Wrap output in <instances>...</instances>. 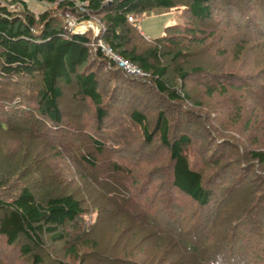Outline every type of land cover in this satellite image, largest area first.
Listing matches in <instances>:
<instances>
[{"label":"rangeland","instance_id":"1","mask_svg":"<svg viewBox=\"0 0 264 264\" xmlns=\"http://www.w3.org/2000/svg\"><path fill=\"white\" fill-rule=\"evenodd\" d=\"M248 1L251 0H232V3L247 6ZM22 2L35 16L48 13L58 17L70 33L87 35L94 40L103 34L100 16L84 20L78 14L59 12L57 2ZM184 4L177 1L174 9L130 15L128 18L133 22L128 23L136 26V31L146 41L156 39L164 35L165 28L188 23ZM16 5L13 3L9 7L17 9ZM78 12L84 10L79 6ZM253 19L256 20V16ZM213 21L202 26L206 30L203 39L182 40L181 57L174 61L171 58L178 49L173 53L165 52L163 65L171 82L177 81L176 68L185 73L195 69L201 71L190 75L185 82L190 98L187 103H165L151 89L142 86L146 83L144 75L129 76L117 65L127 76L137 78L141 86L128 85V88L122 82L123 87L119 88L121 93L130 92L129 102L108 109L113 113L116 126L105 127L101 132L96 123L95 106L86 99L75 98V85L62 89L59 100L63 117L61 134L53 132L51 127L45 128L47 121L42 123L41 119L33 120L34 126H38L33 131L27 127L30 126L28 121L18 128L10 127L8 120L16 121L18 117H15L16 112L9 113V107L0 99V172L16 174V186L26 184L38 199L64 189L81 200L87 229L83 242L97 247L96 251L82 249L91 256L87 264H202L181 254L175 236L181 231H186L189 241L203 242L202 249H219L214 255H220L230 264L235 263L217 248L225 243L224 240L229 247V241L235 240L233 249L248 247L252 240L256 243L254 233L249 240L244 235L252 229L249 224L255 226L240 220V215L246 201H254L256 197L249 200L248 194L264 188V165L248 160L250 152L264 151V39L251 34L246 46H240L242 50L239 51L236 47L244 34V25L235 30L218 26ZM261 26L264 30V22ZM99 43L105 46L101 41L92 46H99ZM28 89L22 93L30 102L31 87ZM105 92L102 100L108 97ZM4 94L7 101L19 99L10 91ZM26 102L21 104L24 108L29 106ZM134 110L143 111L151 123L162 113L171 134L189 139L188 159L203 173L207 189L213 193L212 202L201 219L193 215L192 200L172 186L168 152L161 147L158 133H153L152 141L146 143L139 127L130 122L129 115ZM93 139L104 141L102 152L89 149ZM85 155L92 158L94 166L83 163ZM111 201H131L135 204L134 214L122 206L120 209L118 204L112 205ZM146 208L153 213L150 215L155 220L154 226L161 225L160 230L154 231L143 223ZM235 228L238 230L235 234L241 231L243 234L228 240ZM45 243V256H49L45 264L72 262L66 256L69 245L51 244L48 240ZM41 255L44 258V254ZM32 263L30 258L21 259L18 249L8 248L0 241V264Z\"/></svg>","mask_w":264,"mask_h":264},{"label":"trees","instance_id":"2","mask_svg":"<svg viewBox=\"0 0 264 264\" xmlns=\"http://www.w3.org/2000/svg\"><path fill=\"white\" fill-rule=\"evenodd\" d=\"M38 1L57 2L59 12L78 14L84 20H87L89 16H100L103 34L94 40L87 35L70 33L59 22L58 17H52L48 13L35 16L22 1L15 0L5 4L0 0V88L10 91L15 98H19L16 99L17 101L13 99L7 101L5 91L0 90L1 102L9 107V113L16 112L15 117H18L14 121V119L8 120V116L5 115V120L6 122L8 120L7 124L10 127L17 128L20 124L26 125L28 121L30 126L27 127L32 131L38 128L33 122L41 119L42 123L44 120L47 121L45 128L48 126L47 129L51 127L53 132L62 133L63 117L59 100L62 97V89L72 85H75L77 90L75 98L86 99L95 106L99 132L105 127L116 126L113 121L115 118L113 113L109 112V108L129 102L127 100L130 92L121 93L122 89L119 88L123 87L122 82L124 86L125 84L127 86L141 85L137 78L129 77L119 70L99 46H92L94 42H103L113 54L136 66L146 80L142 86L151 89L154 95L165 103L176 105L190 101L185 91V82L190 75L201 73V71L195 69L191 73H185L180 68H176L178 84L171 82L167 77V68L163 65L165 52L173 53L178 49L171 54V58L174 61L181 57L182 40L203 39V36H206V30L202 26L212 24V20L218 26L235 30L244 25L243 31L238 30L244 33L241 41L237 43L236 48L239 51L242 50L240 46H246L251 34L264 39V30L261 26L264 22V0L248 1L247 6L234 4L232 0ZM177 1L185 2L183 10L188 16V23L167 27L164 35L156 39L146 41L136 31V26L128 23L130 15L140 16L156 9H174L177 8ZM16 2H19V5H16ZM13 3L17 9L9 7ZM79 6L84 10L83 13L78 12ZM232 7L237 12L233 11ZM217 16L218 19H216ZM253 16L257 19H253ZM108 85H110L109 90ZM29 87L31 91L28 95L32 98L30 102L24 98L26 94L22 93L24 90L28 91ZM104 91L108 96L103 99L105 101L102 100ZM208 91L211 93L210 89ZM24 101L29 103L26 108L21 105L25 103ZM129 120L139 127L146 143L152 141L153 133H158L161 147L168 152L172 186L192 200L193 215L201 219L204 210L212 202L213 193L207 189L203 173L196 170L188 159L186 148L190 143L189 139L184 135L171 134L168 122L162 113H159L156 121L151 123L143 111L134 110L130 113ZM104 144V141L93 139L89 149L92 148L99 153L102 152ZM82 158L83 163L94 166L95 163L91 157L85 155ZM248 160L249 163L264 165V151L250 152ZM16 176L13 172H0L1 243L3 241L6 247L18 249L20 258H30L33 260L32 264H45L46 259H49V256H45V241L48 240L51 244L61 243L70 246L66 256L72 262L54 261L55 264H76L75 262L87 264L91 256L82 249L86 247L90 251H96L97 247L83 242V238L87 236V229L84 227V207L81 200L64 189L53 191L49 196L38 199L26 184L18 183L20 186H16ZM248 196H250L249 200L252 196L256 197L254 201H246L240 220L253 223L255 227L249 224L248 226L252 229L247 234L244 232V235L249 240L248 237H252L251 234L254 233L257 237L256 243L252 240L248 247L233 249L235 240H230L231 237L243 234L242 231L240 234L238 232L235 234L238 231L235 228L232 236L231 233L229 234L230 247L224 240L225 243L217 248L226 253L232 263L264 264V246H262L264 245V201H261L264 197V188L262 190L259 188L258 192H251ZM111 202H113L112 205L118 204L120 209L122 206L131 213L135 210V204L131 201ZM143 211L145 214L143 223L154 231L160 230L162 228L160 224L156 223L157 225L154 226L155 220L153 215H150L153 214L152 211L147 208ZM186 235V231L175 234L183 257L195 263L199 261L202 264H230L223 261L220 255H214L219 249L212 247L210 250L208 247L202 249L200 246H203V242L189 241ZM41 254H44V258ZM192 256L195 259L191 258ZM237 260L238 263H236Z\"/></svg>","mask_w":264,"mask_h":264},{"label":"built area","instance_id":"3","mask_svg":"<svg viewBox=\"0 0 264 264\" xmlns=\"http://www.w3.org/2000/svg\"><path fill=\"white\" fill-rule=\"evenodd\" d=\"M13 1L15 0H2V2L5 4H9ZM16 1H23V0H16ZM128 21L133 22V19L129 17ZM99 47L101 48V51L104 52L115 63V65H117L129 76H137V77L143 76L142 72L139 69H136L131 63L121 59L118 55L113 54L110 49L106 48L101 43H99Z\"/></svg>","mask_w":264,"mask_h":264}]
</instances>
